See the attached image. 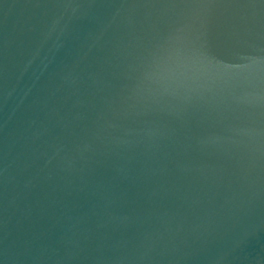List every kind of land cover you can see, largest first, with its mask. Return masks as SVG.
I'll use <instances>...</instances> for the list:
<instances>
[{
	"label": "water",
	"instance_id": "95a60500",
	"mask_svg": "<svg viewBox=\"0 0 264 264\" xmlns=\"http://www.w3.org/2000/svg\"><path fill=\"white\" fill-rule=\"evenodd\" d=\"M0 264H264V0H0Z\"/></svg>",
	"mask_w": 264,
	"mask_h": 264
}]
</instances>
